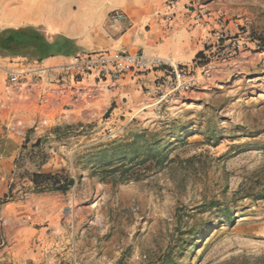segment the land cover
Masks as SVG:
<instances>
[{
  "label": "rangeland",
  "instance_id": "1",
  "mask_svg": "<svg viewBox=\"0 0 264 264\" xmlns=\"http://www.w3.org/2000/svg\"><path fill=\"white\" fill-rule=\"evenodd\" d=\"M48 2L50 21L79 10ZM180 12L184 48L165 57L194 82L161 110L141 109L154 84L121 98V80L77 109L9 97L5 69L49 66L0 49V143L20 147L6 197L39 194L32 264H264V0H183ZM36 172L76 183L37 192Z\"/></svg>",
  "mask_w": 264,
  "mask_h": 264
},
{
  "label": "crops",
  "instance_id": "2",
  "mask_svg": "<svg viewBox=\"0 0 264 264\" xmlns=\"http://www.w3.org/2000/svg\"><path fill=\"white\" fill-rule=\"evenodd\" d=\"M48 1L0 0V9H5L0 14V23L3 27L41 28L51 42L65 36L73 40L75 54L110 49L179 57V49L184 48L182 30L178 27L179 23L184 24V13L180 12L183 0H76L78 11L64 13L53 21L45 15L51 8ZM62 8V4L55 3L52 9L60 16ZM115 11L124 12L126 19L111 21L109 15ZM73 55L58 54L42 62L52 67ZM161 74L160 71L125 74L113 94L135 99ZM19 151L17 143H0V264H32L33 238L44 229L39 228L34 213L33 201H37L39 194L6 197L11 192L8 174Z\"/></svg>",
  "mask_w": 264,
  "mask_h": 264
},
{
  "label": "built area",
  "instance_id": "3",
  "mask_svg": "<svg viewBox=\"0 0 264 264\" xmlns=\"http://www.w3.org/2000/svg\"><path fill=\"white\" fill-rule=\"evenodd\" d=\"M126 17L122 11L109 15L111 21ZM5 70L6 94L9 97L27 103L39 98L42 106L66 105L74 109L103 98L104 91L115 87L128 73L162 72L154 79L155 98L150 103H143V110L148 107L158 110L167 108L178 96L189 90L194 82L189 68L181 67L171 58L142 51L103 49L78 53L68 62L52 67L27 70L15 67ZM50 72H54L55 76H50ZM48 120L45 119V122Z\"/></svg>",
  "mask_w": 264,
  "mask_h": 264
},
{
  "label": "trees",
  "instance_id": "4",
  "mask_svg": "<svg viewBox=\"0 0 264 264\" xmlns=\"http://www.w3.org/2000/svg\"><path fill=\"white\" fill-rule=\"evenodd\" d=\"M68 49L70 53L59 54H75V44L72 39L67 37H60L58 40L49 41L46 36L35 27H20L17 29L10 28L0 33V49L7 51L10 54H29L34 59L42 61L45 58H40L38 53L44 48H51L56 45ZM72 51V52H71ZM202 55L201 52L197 56ZM31 181L34 184V188L37 192L57 191L66 193L76 183V180L69 175L64 174H52V173H39L32 174Z\"/></svg>",
  "mask_w": 264,
  "mask_h": 264
},
{
  "label": "water",
  "instance_id": "5",
  "mask_svg": "<svg viewBox=\"0 0 264 264\" xmlns=\"http://www.w3.org/2000/svg\"><path fill=\"white\" fill-rule=\"evenodd\" d=\"M112 110H113V108H111V109H109V110L107 111V113L104 115V118H105V119H108V118H109V116H110Z\"/></svg>",
  "mask_w": 264,
  "mask_h": 264
},
{
  "label": "bare ground",
  "instance_id": "6",
  "mask_svg": "<svg viewBox=\"0 0 264 264\" xmlns=\"http://www.w3.org/2000/svg\"><path fill=\"white\" fill-rule=\"evenodd\" d=\"M25 20H26V19H23L22 21H25ZM27 20H32V19L29 17V18H27ZM27 20H26V21H27Z\"/></svg>",
  "mask_w": 264,
  "mask_h": 264
}]
</instances>
